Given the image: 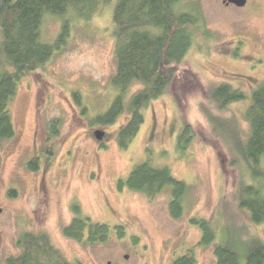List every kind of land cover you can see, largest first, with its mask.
Instances as JSON below:
<instances>
[{"label":"rangeland","instance_id":"obj_1","mask_svg":"<svg viewBox=\"0 0 264 264\" xmlns=\"http://www.w3.org/2000/svg\"><path fill=\"white\" fill-rule=\"evenodd\" d=\"M224 1L194 2L204 29L196 32L177 81L143 110L145 122L127 149L116 137L128 114L112 125L92 123L117 95L110 85L116 71L112 14L117 0L89 23L72 21L66 46L22 80L10 106L15 136L0 149V264L21 253L18 241L25 234L48 236L69 261L83 264H169L189 252L197 264H216L215 247L229 236L239 233L244 241L254 237L264 243V225H252L234 198L238 183L251 181L249 175L230 166L231 140L218 134L213 122L236 121L240 139L247 138L243 114L264 82V0H248L243 8ZM60 27L59 19L46 18L44 40L53 42ZM222 84L249 99L220 110L209 91ZM140 88L133 87L129 96ZM74 92L83 105L76 104ZM52 124L59 125L56 134ZM187 124L194 138L180 150L178 136ZM96 131L106 133V144L96 139ZM32 158L40 162L38 172L28 168ZM144 162L169 167L190 187L181 219L171 215L169 188L153 200L119 188V181ZM75 206L80 217L109 227L107 243L88 246L64 235ZM193 218L206 219L217 233L210 246L200 245Z\"/></svg>","mask_w":264,"mask_h":264},{"label":"trees","instance_id":"obj_2","mask_svg":"<svg viewBox=\"0 0 264 264\" xmlns=\"http://www.w3.org/2000/svg\"><path fill=\"white\" fill-rule=\"evenodd\" d=\"M197 0H117L112 14L115 39L116 71L110 85L117 95L108 110L98 115L93 124L112 125L123 114L128 122L116 137L121 149H127L139 133L145 119L143 110L159 99L177 81L180 66L190 52L196 32L204 29ZM111 0H0V149L15 136L10 106L19 86L30 73L43 68L67 44L72 21L93 20ZM48 17L61 21L60 32L53 42L44 40L43 25ZM136 85L141 88L129 96ZM210 99L220 110L249 99L241 90L222 84L209 91ZM78 106L83 105L79 92L73 93ZM84 114L87 108L83 109ZM249 126L245 140L240 139L236 121L221 122L213 118L215 131L230 138L233 158L230 166L248 173L250 182L241 180L235 192L237 208L246 213L254 226L264 225V82L253 91L243 114ZM59 125L52 124L53 134ZM222 130V132H221ZM227 130V132H226ZM225 131V132H224ZM194 138L193 127L185 125L178 136V149L185 150ZM0 156V168L2 167ZM32 172L40 170L38 158L28 163ZM127 187L153 200L165 189L171 190L170 212L174 219L184 213V198L190 187L178 180L169 167H156L151 162L138 164L119 188ZM75 217L64 228V235L78 242L90 228L92 243H106L109 227L94 224L90 218ZM201 231L200 245L210 246L217 239L211 224L203 218L191 219ZM124 236L121 226L116 228ZM227 239V240H226ZM215 247L216 264H264V243L258 238L246 241L229 236ZM22 249L18 256L9 257L5 264H83L69 261L55 248L48 236L25 234L18 241ZM170 264H196L193 257L182 255Z\"/></svg>","mask_w":264,"mask_h":264},{"label":"flooded vegetation","instance_id":"obj_3","mask_svg":"<svg viewBox=\"0 0 264 264\" xmlns=\"http://www.w3.org/2000/svg\"><path fill=\"white\" fill-rule=\"evenodd\" d=\"M107 140H108V137L106 136L105 138H104V140L103 141H100L102 144H106V142H107ZM117 228V227H116ZM125 234V233H124ZM90 235H91V232H90V228H87L86 230H85V232H84V239H83V241H82V243H85V244H87L88 246H94V245H97V244H105V243H92L91 242V240H90ZM108 241H109V237H108ZM107 241V242H108ZM106 242V243H107ZM81 243V242H80ZM184 255H188L189 257H193V260H195V262H196V264H197V259H196V257H195V254L194 253H192V252H189V253H187V254H184ZM215 255V254H214ZM123 258H125L123 261H125V263H127V262H129V260H130V256H128V255H124V257ZM178 258V257H177ZM216 258V257H215ZM175 260V259H174ZM216 262H217V258H216ZM108 264H115L114 263V261H111V260H109L108 262H107ZM170 264V263H169Z\"/></svg>","mask_w":264,"mask_h":264},{"label":"water","instance_id":"obj_4","mask_svg":"<svg viewBox=\"0 0 264 264\" xmlns=\"http://www.w3.org/2000/svg\"><path fill=\"white\" fill-rule=\"evenodd\" d=\"M247 2L248 0H225L224 1L225 5H234L238 8L245 7ZM94 135L98 141H103L104 138L106 137V133L103 131H96Z\"/></svg>","mask_w":264,"mask_h":264}]
</instances>
